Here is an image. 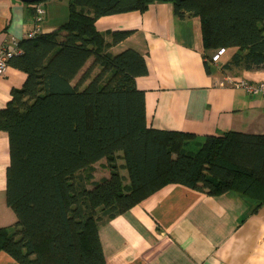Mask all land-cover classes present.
Returning a JSON list of instances; mask_svg holds the SVG:
<instances>
[{"label":"trees","instance_id":"trees-1","mask_svg":"<svg viewBox=\"0 0 264 264\" xmlns=\"http://www.w3.org/2000/svg\"><path fill=\"white\" fill-rule=\"evenodd\" d=\"M154 1L67 0L57 28L17 40L20 51L8 63L25 78L0 108L9 149L5 201L16 221L0 227V250L18 264H105L100 222L167 183L207 195L231 190L253 210L264 205V133L195 139L148 125L144 91L135 85L148 71L144 55L131 47L113 53L131 31L106 39L96 20ZM167 1L177 16L199 17L207 71L220 47L232 50L222 69L264 67V0ZM192 143L196 150L187 149ZM102 157L109 176L91 181Z\"/></svg>","mask_w":264,"mask_h":264},{"label":"crops","instance_id":"crops-1","mask_svg":"<svg viewBox=\"0 0 264 264\" xmlns=\"http://www.w3.org/2000/svg\"><path fill=\"white\" fill-rule=\"evenodd\" d=\"M43 4L40 28L48 32L67 18L68 8L55 0L61 14L51 19L49 4ZM32 8L30 3L0 0V42L24 36L32 26ZM96 26L106 39L113 30L131 31L111 46L113 53L131 47L144 55L148 71L135 78V85L144 91L148 125L191 132L195 139L226 130L264 133V94L247 93L231 82L264 80V67L222 69L232 52L227 50L207 71L198 16H177L170 1L155 0L143 11L100 16ZM24 78V72L8 65L0 75V108ZM8 164V136L0 130V227H12L16 221L5 201ZM92 167L91 181L109 176L104 157ZM119 171L123 183H128L126 170ZM252 207L231 190L207 195L181 183H167L100 222L105 264H264V205ZM0 264L18 263L0 250Z\"/></svg>","mask_w":264,"mask_h":264},{"label":"built area","instance_id":"built-area-1","mask_svg":"<svg viewBox=\"0 0 264 264\" xmlns=\"http://www.w3.org/2000/svg\"><path fill=\"white\" fill-rule=\"evenodd\" d=\"M33 6L32 26L24 33V37H35L41 31L40 22L43 19L45 13V7L43 1H36L31 3ZM20 49L17 45L16 39H11L8 42H0V75H3L9 65L8 59L12 54L19 53ZM224 52V48L220 47L216 49L212 55L208 58V62L212 63L219 59V56ZM234 86L243 88L247 93L264 94V80L248 81L243 79H237L231 81ZM223 82L220 81V84Z\"/></svg>","mask_w":264,"mask_h":264},{"label":"rangeland","instance_id":"rangeland-1","mask_svg":"<svg viewBox=\"0 0 264 264\" xmlns=\"http://www.w3.org/2000/svg\"><path fill=\"white\" fill-rule=\"evenodd\" d=\"M41 1H43V2H46V3H48L49 4V9H50V12H51V15L49 16L51 19H54V18H57L60 14H61V10H57V8H56V5L54 4V1L55 0H41ZM60 1H62L63 3H67V1L66 0H60ZM55 11V12H54ZM67 17V16H66ZM64 20H66V19H62V21H59V22H64ZM60 23V24H61ZM187 149H190V150H196L197 149V146H195V144L194 143H192V144H190L189 146H188V148Z\"/></svg>","mask_w":264,"mask_h":264},{"label":"water","instance_id":"water-1","mask_svg":"<svg viewBox=\"0 0 264 264\" xmlns=\"http://www.w3.org/2000/svg\"><path fill=\"white\" fill-rule=\"evenodd\" d=\"M18 2H25V3H32V2H36V1H40V0H16Z\"/></svg>","mask_w":264,"mask_h":264}]
</instances>
